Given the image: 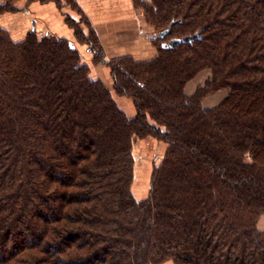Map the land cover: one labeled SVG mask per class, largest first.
<instances>
[{"label":"trees","instance_id":"16d2710c","mask_svg":"<svg viewBox=\"0 0 264 264\" xmlns=\"http://www.w3.org/2000/svg\"><path fill=\"white\" fill-rule=\"evenodd\" d=\"M135 2L159 34L182 21L149 61L107 62L68 22L132 117L70 41L0 28V264H264V0ZM148 139L166 149L138 200Z\"/></svg>","mask_w":264,"mask_h":264},{"label":"crops","instance_id":"0c3cea01","mask_svg":"<svg viewBox=\"0 0 264 264\" xmlns=\"http://www.w3.org/2000/svg\"><path fill=\"white\" fill-rule=\"evenodd\" d=\"M73 1L78 6L80 14L88 18L92 29L97 33L107 60L132 56L138 61H149L156 57V52L150 40L145 37L141 30L145 25L144 19L142 13L137 10L134 0ZM7 6L11 7V9L4 10ZM74 10L64 0L45 2L35 0H0V28L9 32L15 42L24 41L31 32H44L70 41L80 52L83 62L90 66L91 77L94 80L104 82L112 91L119 107L129 116H134L136 109L133 101L130 98L116 95L109 67L106 65H94L92 61L93 55L90 53L88 46L81 44L77 40L74 29L67 21L75 19L73 13L76 12ZM201 75L188 83L185 89L187 95H193L199 87L205 84L209 75L206 76V80H203ZM227 95L228 91L225 90L210 95L203 101V106L205 108H214ZM144 141H151V139ZM161 147L164 154L166 148L163 144ZM140 148H137L139 153H141L142 149ZM152 173L153 165L151 161H137L136 174L139 176V181L141 182L143 176H146L147 179V185L140 188L142 190H140V193L137 192V195L136 186L140 182L135 184L134 193L138 200L147 198Z\"/></svg>","mask_w":264,"mask_h":264},{"label":"rangeland","instance_id":"374dc122","mask_svg":"<svg viewBox=\"0 0 264 264\" xmlns=\"http://www.w3.org/2000/svg\"><path fill=\"white\" fill-rule=\"evenodd\" d=\"M64 1L66 2V4L69 7L75 9L74 11L76 12V13H73V16L75 17L76 20L73 19L72 21L71 20H67V21L68 22L71 21V23H72L71 25L75 29H77L78 31L84 32L85 34H87V36H89L90 29L92 28V26H91V23L88 20V18H86L83 14H80V12L78 10V6L74 3L73 0H64ZM135 6H137L136 5V2H135ZM136 8H137L138 11H140L142 13V16H143V19H144V24L145 25H144L143 29H141V30H142L143 34L145 35V37H147L150 40L151 45H152L153 49L155 50L156 56H157L158 55V52H159L158 51L159 48H158V46H156V44L154 42V37L153 36L155 34L158 35L159 32L157 31V29L154 26H152L151 24H149L147 22L145 10L142 9L141 7H138V6ZM36 34H37L38 38L41 39L40 36H39L40 32L39 33L36 32ZM96 35H97V33H96ZM97 37H98V35H97ZM98 40H99V37H98ZM99 42L101 43L100 40H99ZM83 45H87V44H83ZM102 48H103V46H102ZM82 60H83V57H82ZM93 60H94V56H92V61ZM105 60L107 62L110 61V60H107L106 59V55H105ZM201 74H202L201 77L203 78V80L204 79L206 80V76L207 75H209V77H210V73L209 72H203ZM221 91H223V90H221ZM225 91H228V90H225ZM228 94H229V91H228ZM153 140L154 139H151V141H153ZM151 141H142V142L140 141V142H138L136 144L135 150H134V156H135L136 161H140V162H143V161H151L152 162V165H153L154 162L160 163L163 160L164 154L162 153L163 151H162V147H161L163 143H160V142H158L156 140H154L153 142H151ZM139 147L142 148V149L140 148L141 149V153H139L137 151V148L139 149ZM149 149H151V150L149 151ZM136 176L137 177H136L135 184H137V183L140 182L139 181V176L137 174H136ZM150 182H151V180H150ZM146 185H147V179H146V176H143L141 182L136 186L137 187L136 195H137V192L140 193V190H142L140 188H142L143 186H146ZM137 197H139V196H137ZM259 229L262 230V231H264V215L260 218V221H259ZM165 264H170V263L168 262V263H165Z\"/></svg>","mask_w":264,"mask_h":264},{"label":"water","instance_id":"95a60500","mask_svg":"<svg viewBox=\"0 0 264 264\" xmlns=\"http://www.w3.org/2000/svg\"><path fill=\"white\" fill-rule=\"evenodd\" d=\"M182 21H174V22H172L171 24H170V26H169V29H167V30H165V31H163V32H161L159 35H160V37H164L168 32H169V30L170 29H172L174 26H176V25H178L179 23H181ZM200 31L199 32H197L195 35H193V36H187V37H184V38H182V39H174V40H171L169 43H168V46L169 47H174V46H177V45H179V44H182V43H188V42H193V41H195V40H197V39H199L200 38Z\"/></svg>","mask_w":264,"mask_h":264},{"label":"built area","instance_id":"2783aa9c","mask_svg":"<svg viewBox=\"0 0 264 264\" xmlns=\"http://www.w3.org/2000/svg\"><path fill=\"white\" fill-rule=\"evenodd\" d=\"M46 35H47V34H46V33H44V32H40V34H39V36H40V38H41V39L45 38V37H46Z\"/></svg>","mask_w":264,"mask_h":264}]
</instances>
